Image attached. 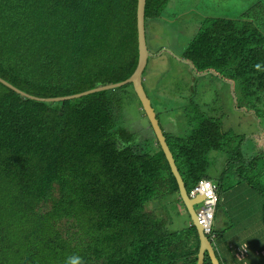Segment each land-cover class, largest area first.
<instances>
[{
  "label": "trees",
  "instance_id": "16d2710c",
  "mask_svg": "<svg viewBox=\"0 0 264 264\" xmlns=\"http://www.w3.org/2000/svg\"><path fill=\"white\" fill-rule=\"evenodd\" d=\"M138 1L0 0V78L45 99L126 81L139 61ZM171 1L146 0V30L165 19ZM182 58L198 75L233 80L240 108L264 118L263 2L255 0L241 16L204 17ZM131 89L43 102L0 82V264H65L73 254L85 264H197L200 238L169 162L153 131L142 139L136 124L137 118L149 124L145 113L141 108L131 131L114 115L123 104L118 93L127 97ZM224 116L184 110L192 131L165 132L189 194L199 181H213L212 152L229 155L214 179L216 214L243 176L254 180L263 157L243 158L244 138L223 132ZM235 139L241 140L234 147ZM257 184L247 191L262 197L264 185ZM165 198L182 205L190 226L169 230L168 217L155 212ZM205 264H212L208 255Z\"/></svg>",
  "mask_w": 264,
  "mask_h": 264
},
{
  "label": "rangeland",
  "instance_id": "374dc122",
  "mask_svg": "<svg viewBox=\"0 0 264 264\" xmlns=\"http://www.w3.org/2000/svg\"><path fill=\"white\" fill-rule=\"evenodd\" d=\"M245 4H244V2ZM173 0L165 9V19L157 23L149 22L147 32L151 33L154 38L149 45L154 48L156 45H164L172 48L173 55L165 54L163 52H171V49L164 48L162 51L163 59L158 60L154 65L153 58H149V64L144 78L146 90L150 96L156 112L160 114L159 120L165 131H172L173 134L181 135L183 131V109L191 112L203 109L204 103H212L210 108L204 106V113L207 116L218 117L220 114H226L235 110L233 105V95L230 90L231 85L225 81L219 80L214 76L206 75L200 76L194 72L191 65L182 58L180 53L181 44L183 50L187 43L196 34L201 26L204 17H219V16H241L243 11L250 7V0ZM156 49V48H155ZM161 52V51H160ZM227 81V80H226ZM156 89V92H155ZM124 92L118 93V99L123 100L122 107L116 106L114 108V115H120L119 121L123 128L131 131L135 129L136 119L141 115V107L138 97L132 89L126 98ZM240 99V95H238ZM240 101L237 107H240ZM198 107V108H197ZM264 108V98L261 105ZM255 113V112H253ZM144 117V116H143ZM141 121L142 130L148 127L146 118ZM172 123H168L169 121ZM230 129L231 134L241 135L244 139L242 142L235 139L234 147L237 141L241 143V150L245 160H251L254 156L264 151V118H258L252 114L251 117L246 116L245 113H233L231 118L223 119V130ZM142 134V133H141ZM145 136L142 134V139ZM145 139V138H144ZM139 146H143V141H140ZM211 161L210 173L214 179H219L220 173L226 168L229 160V155L225 152H212L209 155ZM236 160H239L238 158ZM250 177L254 180L248 181L246 177H236L232 180L230 185H235L236 180L241 179L240 185H236L235 192L227 199L228 194L224 195L223 206L228 204V207L235 204L248 203L255 208L263 204L264 194L262 197L260 193L253 194V191H247L248 187L255 188L259 186L257 183L264 185V172L257 170L251 172ZM253 175V176H252ZM249 177V176H248ZM213 181L215 182V180ZM260 187V186H259ZM246 188V190H244ZM261 188V187H260ZM247 192H249L247 194ZM260 192V190L258 191ZM176 197V195H175ZM263 198V199H262ZM227 199V200H226ZM161 205L157 207V216L159 218L167 216L169 220V230L177 231L183 229L182 222L190 226L189 216L184 211L182 205L179 207L174 204L173 199L165 198L161 200ZM153 205L149 209H152ZM180 211V216L178 210ZM199 207H196L198 210ZM224 213L216 214L215 229L221 230L227 223ZM183 218V220H182ZM232 219V217H230ZM248 225L244 219L235 222L234 228L243 229ZM219 234L218 239L214 243L216 253L223 261L219 248ZM251 245L253 254L260 252V259L264 257V242L256 246ZM259 249V250H258ZM221 251L224 252L223 249ZM238 251V250H237ZM258 260V261H259ZM234 264H244L243 260L234 259ZM248 263V262H247ZM264 264V263H263Z\"/></svg>",
  "mask_w": 264,
  "mask_h": 264
},
{
  "label": "crops",
  "instance_id": "0c3cea01",
  "mask_svg": "<svg viewBox=\"0 0 264 264\" xmlns=\"http://www.w3.org/2000/svg\"><path fill=\"white\" fill-rule=\"evenodd\" d=\"M241 1H243V0H241ZM257 1L264 3V0H257ZM252 2H255V0H253V1L250 0V4ZM244 4H245V2H244ZM154 23L159 24V22H154ZM147 36H148V48H149V51L151 54L150 58H153L154 65H156L158 60L163 59V54H162L163 51L162 50L164 48L171 49V52L165 51L163 53L169 54L170 56L173 55L174 52H173L172 48H170L168 46L161 45V43L158 46L156 45V47H155L156 49L153 46L149 45V43L152 40L154 43V38H153V35L149 32H147ZM183 51H184L183 50V44H181L180 53L182 54ZM200 76H206V74H203ZM212 76L215 77L216 75L212 74ZM145 81H146V78H145ZM223 81H225L231 85L230 90H231L232 95H233V105L235 107V110L231 111V112H227L225 114V116L222 118V120H221L222 129H223V119L225 120L227 118H231L233 116V113H237V111H239L240 113H245L246 116H248V117H251L252 114H254L251 111L248 112L245 108H240V107L238 108L237 107V103L242 100L241 99L242 96H241L240 90L237 87V85L235 84V82L233 80H230V79H228L227 81L223 79ZM155 92H156V89H155ZM238 95H240V99H239ZM204 106L210 108L212 106V103H209V102L204 103L202 112L204 111ZM183 112H184V110H183ZM181 117H183V116H181ZM172 122H174V120L173 121L171 120L168 123H172ZM183 122H184L183 131L181 132L182 133L181 135L173 134L172 131H165L163 126L162 125L161 126L164 130V133L166 132L167 134L175 135L178 137H186L192 130H191L190 126L185 121H183ZM137 125L139 127H141V121L140 120H137ZM150 130H151V128L148 125L147 128H144V130H143L144 132H141V133L146 137L145 134L147 132H150ZM227 131L230 132V129L228 128L225 131L223 130V132H227ZM259 155H263V157L258 158L259 160H256V164H254V166L256 168H258L259 170L264 172V151H260V153L254 157H257ZM254 157L250 161H255ZM229 162H230V160H228L226 166L228 165ZM261 205L262 204L258 205L255 208L254 206H252L251 204H248V203L235 204V205L230 206V207H228V204H227L223 208V210H219L220 213H224L223 216L226 218V221H227L226 225L221 230H218L219 237H220L219 248H220V250L221 249L224 250V252L221 251L220 254L223 257L225 264H234V262H233L234 259L243 260L244 264H263L264 263V257H263V259L259 260L260 259V252L258 254L251 253L252 249H251V245H250V244H252V245L256 246L257 248H259L258 244H260L261 242H264V211L262 210ZM182 210H184V209L179 208L178 214ZM225 213H226V216H225ZM180 216H182V215H180ZM230 217H232V219H230ZM240 219H244V221L248 225L247 228H243V229L234 228L235 222L240 220ZM182 220H183V218H182ZM182 224L184 227L185 222L183 221ZM216 234H217V239H218V233H216Z\"/></svg>",
  "mask_w": 264,
  "mask_h": 264
},
{
  "label": "water",
  "instance_id": "95a60500",
  "mask_svg": "<svg viewBox=\"0 0 264 264\" xmlns=\"http://www.w3.org/2000/svg\"><path fill=\"white\" fill-rule=\"evenodd\" d=\"M145 6H146V0L138 1L137 17H138L139 61H138V66L136 70L131 75V77L127 79L126 81L112 84V85L100 86L95 89L82 92L79 94H75L72 96H66V97H60V98H49V99L37 98L31 95H28L22 92L21 90L15 88L11 84L3 80L2 78H0V82L4 84L5 86L9 87L10 89L14 90L15 92L23 95L24 97L31 98V99L38 100V101H43V102H63V101L80 98V97L93 94V93H97V92L118 89L123 86L132 84L134 92L138 97L141 108L149 121L150 128L153 131V134L155 135V137L157 138L158 143L162 151L164 152L167 161L169 162L172 173L178 184L180 197L190 216V221L192 223V226L196 228L198 232V235L200 238V248L198 252L197 264H205L206 255L209 256L212 264H221L217 258L216 250L214 246L212 245V242H210L208 237L204 234L203 229L200 226L198 218H197L195 206L201 203L202 198L198 197V198L193 199L190 197L186 189L185 182L176 165L173 153L171 152L170 147L167 143L164 130L161 126L160 120L157 117V112L155 108L153 107L152 100L144 87V72L147 68L149 58L151 57L148 44H147Z\"/></svg>",
  "mask_w": 264,
  "mask_h": 264
},
{
  "label": "built area",
  "instance_id": "2783aa9c",
  "mask_svg": "<svg viewBox=\"0 0 264 264\" xmlns=\"http://www.w3.org/2000/svg\"><path fill=\"white\" fill-rule=\"evenodd\" d=\"M209 184L211 185V190L214 194V201L210 200L209 197L206 195L209 190ZM190 197L193 199L198 197L202 198L201 203L195 206V208L199 207V209L196 210L197 218L200 226L203 229L204 234L214 245L217 240V234L214 227L215 216L217 213V205L219 202L218 185L211 180H201L192 189Z\"/></svg>",
  "mask_w": 264,
  "mask_h": 264
},
{
  "label": "clouds",
  "instance_id": "9594fccd",
  "mask_svg": "<svg viewBox=\"0 0 264 264\" xmlns=\"http://www.w3.org/2000/svg\"><path fill=\"white\" fill-rule=\"evenodd\" d=\"M254 67H256L257 70L261 69V65H259V64L255 65ZM206 195L209 197L210 200L214 201V194H213V192L211 190V185L210 184H209V190L206 193ZM214 229H215V227H214ZM212 245H213V243H212ZM65 264H85V262H84V260H83V258L81 256L73 254V255H70V256H68L66 258Z\"/></svg>",
  "mask_w": 264,
  "mask_h": 264
},
{
  "label": "flooded vegetation",
  "instance_id": "af4514ba",
  "mask_svg": "<svg viewBox=\"0 0 264 264\" xmlns=\"http://www.w3.org/2000/svg\"><path fill=\"white\" fill-rule=\"evenodd\" d=\"M148 44V43H147ZM182 55V54H181ZM148 66V65H147ZM144 82H145V78H144ZM144 87H145V84H144ZM145 89H146V87H145ZM147 91V90H146ZM148 93V92H147Z\"/></svg>",
  "mask_w": 264,
  "mask_h": 264
}]
</instances>
